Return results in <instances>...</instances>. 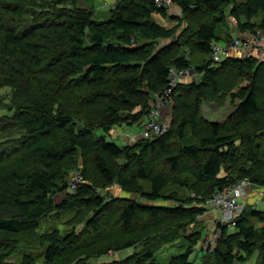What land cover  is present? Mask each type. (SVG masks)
I'll return each mask as SVG.
<instances>
[{
    "label": "trees",
    "instance_id": "1",
    "mask_svg": "<svg viewBox=\"0 0 264 264\" xmlns=\"http://www.w3.org/2000/svg\"><path fill=\"white\" fill-rule=\"evenodd\" d=\"M79 1L0 0V264H241L254 254L264 264V211L247 205L217 222L214 248L193 257L197 217L216 191L242 181L264 188L259 80L230 94L238 103L223 122L198 109L205 87L218 89V72L264 77L252 58L209 67L228 20L264 39V0H172L181 17L154 0H117L103 20ZM194 51L207 56L199 66ZM191 67L202 83L176 86L164 135L124 147L106 140L142 118L171 69ZM75 166L84 183L56 203ZM113 185L130 198L107 192ZM177 241L184 253L156 260ZM122 251L131 252L101 260Z\"/></svg>",
    "mask_w": 264,
    "mask_h": 264
},
{
    "label": "rangeland",
    "instance_id": "2",
    "mask_svg": "<svg viewBox=\"0 0 264 264\" xmlns=\"http://www.w3.org/2000/svg\"><path fill=\"white\" fill-rule=\"evenodd\" d=\"M116 1L117 0H96L91 5V3H88L85 1L83 2V0H80L79 6L84 7V8H89V9L93 8L94 9V18L96 20H103V19L107 18L108 11L112 7H114V5L116 4ZM168 12H170L171 14H176V15L178 14V17L182 16V12L175 5H173L168 10ZM153 17L157 18V17H159V15L155 14V15H153ZM233 26L234 25L231 22V20H228V23L224 24V27H221L219 29L220 41L218 43L225 45V44L233 41V39H230V38H229L230 41H227V39H226L228 36V33L231 31V28H234ZM183 28L184 27L180 28V31L183 30ZM233 37L234 36H232V38ZM246 38H248V40L238 39L241 41V43H240L241 45H242V43L246 44V47H244L246 49L242 48V49H238V50H234V51L240 52V54L243 56V59L252 58V59L256 60L257 62H260V63L264 62V39H262V41H257V43H253L254 42L253 39H255V37L250 35L249 37H246ZM234 40H237V39H234ZM180 53H186L188 55V52L185 48H181ZM206 58H207V56L205 54H199L197 51H194L193 55L191 57V62L193 63V65H196L195 63L200 64L202 62V60L206 59ZM190 70H191V75L189 77L195 76L196 71L194 70V68H191ZM254 71L255 70H253V72L250 74V76H246L245 80L244 79L243 80L238 79L236 76V72H233V71L218 72L216 75V81H217V84L219 85L218 89H216L215 91H212V90H210V88L208 86H206L204 92L206 93L205 95H207V97L204 98L200 102L199 107H198L199 115L203 118V120H205L207 122H210V121H216L218 123L223 122L228 117V115L233 111L236 103H238V100H234V99L230 98V94L232 92H236V90L238 89V87L240 85H248L249 82L253 79V76H254V79H257V81L259 80V83H257V84L263 85V87H264V77L259 78V74L255 75ZM262 71H264V69H262ZM263 74H264V72H263ZM3 93H5L4 90L1 91V94H3ZM257 97L261 103L262 109H264V92L258 93ZM172 105H173V98H171V102H170L169 106L163 112L164 119L168 123V126L170 125V120H171ZM143 118H141V120L136 122L137 125L139 126L138 128H136L139 131V139L137 141H135V143L142 141V140H146V139L142 138V136L140 134L141 128H142L144 122L146 121V115H145V119H143ZM243 126H245V125L243 124ZM114 130L111 131L110 135L115 134ZM107 138H108V141H110V142L114 141L113 135L111 137L108 135ZM148 140H151V139H148ZM113 143H115L116 145H121V143H119L118 141H115ZM75 170L81 171L79 166H75L73 169H71L69 174H68V181L70 179L71 174ZM242 182H247V181H242ZM245 188H248L250 190L249 194L252 192V190L259 189V187L251 186V185H249V183H248L247 187H245ZM260 189H262V188H260ZM107 192H110L112 195H114L116 197L130 198L129 195L122 192L115 185L109 187L107 189ZM67 193H71V192L68 190H65L64 193L54 197L55 202L58 203V202H60V200H63L66 197ZM179 193H180V195L182 194V196H186L188 194L186 191H179ZM100 194L102 196H105L106 193H105V191H100ZM250 196H252V195L250 194ZM260 203L258 205H254V206H248V205L247 206L251 209H254V210L264 211V202H260ZM155 204H157V203H155ZM170 204L171 203H168L166 205H170ZM243 205H245V204L243 203ZM243 209H244V207H243ZM210 211L211 210L205 211V213L202 214V216L197 217L200 220V224L197 226L195 231H199L200 240H199V243L196 246L195 251H194V256H193L194 260H198L201 257V255H203L205 252H207L205 249L206 244L212 243L215 246V243L219 237V230L216 226V223L208 215ZM213 212L215 213L216 217H218L220 215V213H219L220 211L217 209H214ZM233 217H234V215H233ZM221 220L222 219H220V222H221ZM230 221H227V222L224 221L221 223H222V225H224L226 223H229ZM257 227L260 228L261 224L257 223ZM231 229H232V227H231ZM189 233H190V231L187 232V234H189ZM181 246H182V241H177L174 244H172L171 246L163 248V250L158 255L155 256L156 260L159 262L166 263L170 257L184 253L185 249H184V247H181ZM209 246L210 245H208V247ZM214 246H213V248H214ZM129 252H131V251H124V252L122 251L119 253L110 252L108 254V256L102 257L101 260L110 261V260L116 259L118 256L124 257L125 254H127ZM255 256L256 255L254 254L253 256H251L250 258H248L246 261L242 262L241 264H255V260H256ZM9 262H14V259H10Z\"/></svg>",
    "mask_w": 264,
    "mask_h": 264
},
{
    "label": "built area",
    "instance_id": "3",
    "mask_svg": "<svg viewBox=\"0 0 264 264\" xmlns=\"http://www.w3.org/2000/svg\"><path fill=\"white\" fill-rule=\"evenodd\" d=\"M155 6L158 8H166L169 10L173 6L172 0H154ZM262 37H255L253 43L262 41ZM240 40H233L225 45L220 43H213L211 46V64L210 68L215 67L221 62L222 58L229 56V54L238 49L246 47L245 43L240 44ZM246 49V48H244ZM191 75V70L186 69L182 71L170 70L168 85L160 94H155L150 101V107L146 109V121L144 122L140 134L142 138L148 140L164 135L168 131V123L164 119L163 112L167 109L171 102L172 93L176 86L180 84L185 78ZM84 183L81 171H73L68 181L67 190L74 192ZM247 182H240L232 187H225L220 191H216L213 196L203 204L206 211L217 209L221 212V222L230 221L233 215L240 214L243 210V203L241 199L245 193ZM208 245H210L208 247ZM214 244H206L205 249L211 251ZM207 247V248H206Z\"/></svg>",
    "mask_w": 264,
    "mask_h": 264
},
{
    "label": "crops",
    "instance_id": "4",
    "mask_svg": "<svg viewBox=\"0 0 264 264\" xmlns=\"http://www.w3.org/2000/svg\"><path fill=\"white\" fill-rule=\"evenodd\" d=\"M169 17H173L175 15V17H178V14H171L170 12H167ZM154 18V17H153ZM154 20L159 23L161 26L165 27V28H173L176 25V22L172 21L169 18H165V17H155ZM234 28H231V31L229 32V36L231 39H245L248 40V38L250 35L245 33V34H240L238 33L237 29L235 28V26H233ZM232 36H234L232 38ZM171 42V40H165V41H161L160 42V47L166 46ZM229 58L232 59H243V56L240 54V52L237 51H232L229 56ZM227 57L222 58L221 61L225 60ZM195 66H199L201 65L198 63H195ZM193 68V67H191ZM202 79H203V75L202 74H197L195 76H191V77H187L185 78L180 84L183 85H190V84H195V85H199L202 83ZM144 117V118H143ZM143 119H145V114L142 116ZM141 120V119H140ZM210 122H216V121H210ZM139 126L137 125V123L133 124V125H122L119 128H116L115 134H112L114 136V141H118L119 143H121V145H118L119 147H124L127 145H133L135 143V141H137L139 139V131L136 129ZM112 135L109 134V136L111 137ZM106 140H108V138H106ZM250 190L248 188L245 189V193L241 199V202L244 203L245 205L248 206H254V205H258L260 202H264V188L262 189H256V190H252V192L250 193L252 196H250L249 194ZM251 197V198H250ZM261 204V203H260ZM214 210V209H213ZM213 210H211L209 212V216L213 219V221L215 223L220 221V217H221V212L220 215L218 217L215 216V213L213 212Z\"/></svg>",
    "mask_w": 264,
    "mask_h": 264
}]
</instances>
